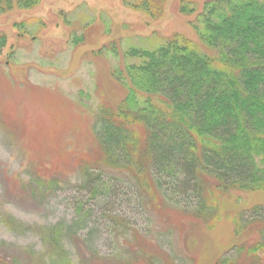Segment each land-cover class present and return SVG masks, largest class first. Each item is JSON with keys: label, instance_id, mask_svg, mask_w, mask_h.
I'll return each instance as SVG.
<instances>
[{"label": "trees", "instance_id": "trees-1", "mask_svg": "<svg viewBox=\"0 0 264 264\" xmlns=\"http://www.w3.org/2000/svg\"><path fill=\"white\" fill-rule=\"evenodd\" d=\"M163 1L121 3L155 21L162 16ZM40 2L0 0V15L13 8L30 10ZM197 9L195 1L179 0L178 11L193 16L190 26L212 53L202 52L181 33L128 38L120 46L114 38L87 52L106 61H122L108 68L107 82L120 92L115 104L101 89L97 105L89 94L83 102L79 90L71 100L78 106L74 113L43 87L9 89L10 94L22 91L24 100L40 110L34 131L26 127L22 135L30 139L27 146L44 148L42 152L52 157L49 168L60 165L58 170L63 171L66 154L54 157L52 145L39 137H50L60 129L67 135L79 130L85 137L79 157L65 166L66 179L75 185L71 202L75 217L69 223L40 228L43 242L61 259L59 264H63L64 235L84 229L87 250L103 264H182L167 249L172 229H151L154 213L173 209L207 226L217 218L216 193L264 188V0H205ZM15 24L21 30L27 20ZM6 40L0 32V51ZM82 40L72 34L74 47ZM99 70L98 65L97 70L96 65L90 68V77L96 80ZM3 85L0 79V93ZM6 101L12 106L0 101V115L12 132L21 128L26 111L12 95ZM77 122L84 123L79 127ZM31 169L29 183L40 194L57 186L62 177L43 180L39 167ZM233 224L235 235L254 231L256 237L231 245L214 264H264V205L238 211ZM97 228L107 235L104 254L89 245Z\"/></svg>", "mask_w": 264, "mask_h": 264}, {"label": "rangeland", "instance_id": "rangeland-1", "mask_svg": "<svg viewBox=\"0 0 264 264\" xmlns=\"http://www.w3.org/2000/svg\"><path fill=\"white\" fill-rule=\"evenodd\" d=\"M193 1L197 3L199 11L205 0ZM178 4L179 0H164L162 16L155 21L125 7L121 0H41L33 9L13 8L0 15V32L7 38L5 47L0 51V76L7 78H0L4 81L0 101L2 105L11 107L6 100L12 95L13 101H19L26 111L20 122L21 128H13L12 132L0 115V264H59L61 259L58 260L43 242L40 228L60 222L69 223L75 217L71 203L76 193L75 185L66 179L68 170L65 166L71 158L75 160L79 157L82 146L79 144L85 139L81 133L78 134L79 130L76 135H67L60 128L56 135L39 137L52 145L51 151L56 152L54 157L59 155L63 158L64 152L67 155L64 156L66 161H62L66 163L61 164L63 171L58 170L60 165L55 170L49 168L52 157H48L47 151L42 152L44 148L35 150L32 145L27 146L30 139L23 137L25 134L22 133L26 127L34 131L37 124L35 118L39 119L35 115L40 110L28 99L24 100L22 91L16 90V93L10 94L9 89L14 85L43 87L74 113L78 112V106L71 100L76 99L79 90L84 93L81 97L83 102H87L84 96L89 94L96 98L97 105L102 92L109 102L117 103L120 92L116 87L112 90V85L107 82L108 68L114 63L120 65L122 61L110 57L106 61L87 55L88 51L96 50L104 42L115 38L120 46L128 38L137 40L139 36L147 35L165 38L181 33L194 41L202 52H211L199 42L189 24L193 16L181 14ZM93 17L95 20H92ZM26 20L27 24L19 30L15 23ZM89 22L91 24H87ZM36 27H39L38 30ZM72 34L83 37L76 47L72 43ZM11 50L13 52L10 54ZM87 63L92 64L89 66ZM94 65L96 70L97 65L100 69L96 80L89 73ZM7 83L10 87L5 85ZM45 122H50L46 124L48 127L52 125L49 119ZM83 123L77 122L79 127ZM31 142L35 140L31 139ZM32 165L39 167L43 180L62 176L57 180V186L42 194L37 192L29 183L33 174ZM216 194L218 214L210 225L206 226L173 209L168 214L159 209L151 217L154 232L162 231L165 226L172 229L167 249H172L173 255L183 260L182 264H214L231 245L242 241L248 243L256 237L254 231L235 235L233 218L238 211L252 204L264 205V188ZM86 233L84 229L76 234L64 235L60 242L63 264H103L93 259L87 250L84 243ZM92 238V243L89 242L91 248L104 254L107 250L106 233L97 228ZM140 242L145 245L143 241ZM261 257H264V253Z\"/></svg>", "mask_w": 264, "mask_h": 264}]
</instances>
